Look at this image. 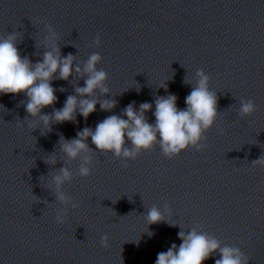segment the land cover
Returning <instances> with one entry per match:
<instances>
[{
	"label": "clouds",
	"instance_id": "clouds-1",
	"mask_svg": "<svg viewBox=\"0 0 264 264\" xmlns=\"http://www.w3.org/2000/svg\"><path fill=\"white\" fill-rule=\"evenodd\" d=\"M48 30L51 33L49 40L51 50L44 51L42 60L35 63L29 57L21 56L17 47V33H9L6 37L0 38V94L26 95L25 110L31 119L26 117L24 120L28 121V127L32 130L42 125L50 132L54 123L76 122L77 113L87 120L90 114L96 111L98 103L102 111L111 112L116 106L115 101L108 99L98 101L93 98L97 92L106 95L110 91L106 84L107 72L97 69V65L102 61L101 55L92 53L83 67L76 65L73 55L65 57L60 54L59 47L54 43L56 33L51 25H48ZM100 43L97 36L95 44L99 46ZM73 72L84 79V86H77L75 94L67 96L62 108H54L51 114H42L44 108L53 106L58 99L52 81L54 79L67 81L73 76ZM196 76L198 80L185 98L186 108H178L176 95L169 93L157 96L153 113L155 122L149 123L146 113L153 105L141 103L137 110L133 102L123 109L122 116L126 119L121 115H110L98 122L94 130L91 127H84L77 132L76 138L70 140L61 134L58 141L61 151L69 160L78 158L81 160L78 175L86 178L91 175L93 166L90 155L93 148L88 144L89 137L95 150L112 153L122 160H135L142 151H151L157 145L168 159L178 156L188 148L197 151L205 149L207 147L205 133L214 126L220 113L218 97L209 88L210 77L203 69L197 70ZM59 90L65 91L64 88ZM255 111L256 104L253 100H240L238 115L241 119L251 116ZM223 131L221 129V134ZM46 163L54 165L57 160L52 158ZM252 164L264 166V156L252 161ZM72 180V170L63 166L52 175L49 187L53 189L60 203L75 209L78 204L63 190L64 185L71 183ZM165 211L170 214L167 207ZM145 220L147 225L170 223L165 218V212L156 206L147 210ZM55 221L64 224L65 215L58 213ZM170 224L176 226L175 223ZM146 232L149 237L154 235L148 229ZM178 237L182 243L179 246L173 243L166 252L158 253L155 264H203L216 253H219L220 258L215 260V264H249L250 257L239 247L221 246L215 237L195 227L187 232L181 230ZM108 241V235L104 234L99 244L107 248Z\"/></svg>",
	"mask_w": 264,
	"mask_h": 264
}]
</instances>
